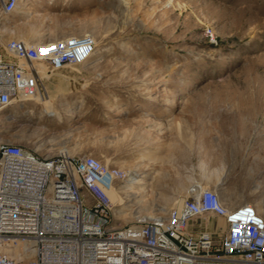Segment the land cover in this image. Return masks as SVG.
Segmentation results:
<instances>
[{
  "label": "rangeland",
  "instance_id": "rangeland-1",
  "mask_svg": "<svg viewBox=\"0 0 264 264\" xmlns=\"http://www.w3.org/2000/svg\"><path fill=\"white\" fill-rule=\"evenodd\" d=\"M24 9L1 42L87 29L97 44L86 62L43 82L56 114L14 103L0 117V140L91 154L126 172L115 187L128 173L140 178L112 205L118 226L165 211L196 184L264 217V0H32ZM141 188L148 210L132 196ZM115 210L136 213L123 220Z\"/></svg>",
  "mask_w": 264,
  "mask_h": 264
},
{
  "label": "built area",
  "instance_id": "built-area-1",
  "mask_svg": "<svg viewBox=\"0 0 264 264\" xmlns=\"http://www.w3.org/2000/svg\"><path fill=\"white\" fill-rule=\"evenodd\" d=\"M31 1L0 0V30ZM95 45L87 33L0 41V117L14 103L45 95L47 76L86 62ZM124 176L91 154L48 155L0 140V264H264V217L205 186L179 208L113 224L106 191ZM203 215L209 228L188 229Z\"/></svg>",
  "mask_w": 264,
  "mask_h": 264
},
{
  "label": "bare ground",
  "instance_id": "bare-ground-1",
  "mask_svg": "<svg viewBox=\"0 0 264 264\" xmlns=\"http://www.w3.org/2000/svg\"><path fill=\"white\" fill-rule=\"evenodd\" d=\"M124 4H125V1H124ZM22 8L24 9L25 8V5H23L22 6ZM21 8V9H22ZM27 8V7H26ZM21 9L19 10L20 12H21ZM23 13H26V12H28L27 10H23L22 11ZM121 15L122 16H125V17H127V15H126V13H125V10L124 11H122L121 10ZM125 17L123 18V20L121 21L122 22V24H124L125 22H126V19H125ZM12 18L11 17H8V20H11ZM11 31V30H14V26H11V25H5L4 27H3V29H1L0 30V35H1V33H3V32H5V31ZM89 31V32H88ZM83 33H87V34H90V35H94L93 34V32L91 31V30H87V29H85V30H83ZM72 35V34H71ZM67 36V35H66ZM94 37V36H93ZM95 38V37H94ZM21 39V38H20ZM22 40L23 41H25V42H29V41H27L26 39H24V38H22ZM96 40V39H95ZM39 42V41H38ZM97 44V43H96ZM35 66H36V68L41 72V73H43V74H45V72H46V65L45 64H43V63H36L35 64ZM45 75H47V74H45ZM47 78H49L48 76H47ZM47 95V94H46ZM27 100H33L34 102H36V103H38V104H40L41 105V108H42V111L43 112H45V113H47V114H56L57 113V111H56V109L54 108V106H53V104H52V99H50L48 96H46V97H43L41 94H39V93H36L34 96H32V97H30L29 99H26V100H23V101H21V102H25V101H27ZM67 150V149H66ZM64 148L63 149H60V151L59 152H67ZM67 153H69V151L67 152ZM125 176H126V172H125ZM125 177H123V179H124ZM122 179V180H123ZM125 182L127 183V186H120V187H115L114 185H112L107 191H106V193H107V196H108V198L110 199V201L112 202V204H114V203H116V201L117 200H119V196H118V192H126V191H131L132 189L130 188L132 185H136V184H141L142 183V180H140V178H137V177H135V175H130L129 173H128V177H126V180H125ZM199 187H202V186H199ZM199 187L197 186V184H196V186H194V189L193 190H191L190 192H189V194H194V193H197L198 192V190H199ZM133 191L135 192V194H133L132 196L133 197H136V196H138V195H140L141 194V197L140 198H142V196H144V194H145V189L144 188H141L140 190H138V189H133ZM183 198H184V196H178V197H176L175 198V200H174V202H173V205L175 206V207H180L181 206V204H182V202H183ZM222 201V200H221ZM223 202V201H222ZM140 203V205H141V207L142 208H147V205H146V203H145V199H141V201L139 202ZM251 204V203H250ZM254 207H256L255 205H253ZM152 207V206H151ZM149 209H150V207H149ZM153 209V208H152ZM151 209V210H152ZM134 210V209H133ZM127 211V210H120V211H116L115 210V218H122L123 220H127V219H129L131 216L133 217V214L134 213H136V211ZM137 211H138V209H136ZM143 210V209H142ZM147 210H148V208H147ZM150 210V212H148L147 214H145V216H151V215H153L155 212H153L154 211V209H153V211H151ZM256 210H257V212L259 211V208H257L256 207ZM139 211H140V209H139ZM138 213V212H137ZM259 213V212H258ZM144 215V214H143ZM137 216V214H135L134 215V217H136Z\"/></svg>",
  "mask_w": 264,
  "mask_h": 264
},
{
  "label": "crops",
  "instance_id": "crops-1",
  "mask_svg": "<svg viewBox=\"0 0 264 264\" xmlns=\"http://www.w3.org/2000/svg\"><path fill=\"white\" fill-rule=\"evenodd\" d=\"M214 220H215L216 222H221V221H222V218H221V217H215ZM209 227H210V222L207 223V227H206V228H209Z\"/></svg>",
  "mask_w": 264,
  "mask_h": 264
}]
</instances>
